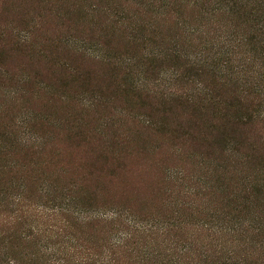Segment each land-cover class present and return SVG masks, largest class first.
<instances>
[{"label": "trees", "instance_id": "1", "mask_svg": "<svg viewBox=\"0 0 264 264\" xmlns=\"http://www.w3.org/2000/svg\"><path fill=\"white\" fill-rule=\"evenodd\" d=\"M18 3L8 0L11 10L0 14V86L33 92L37 82V89L50 90L61 102L86 96L84 103L96 107L120 99L141 121L142 149L160 138L178 141L184 164L199 172L180 167L166 178L194 186L187 197L201 195L199 187L208 195L205 208L188 201L182 206L179 199L175 207L189 215L197 226L193 234L205 242L200 263L264 264V0H29L33 8ZM17 12L30 17L27 27L39 28L34 37L43 33L40 43L19 44L8 31L19 20ZM17 45L28 57L39 52L38 60L58 67V86L38 80L49 71L10 74ZM112 87L115 97L107 96ZM104 153L98 159L107 163L99 172L114 179L124 159ZM101 185L93 181L90 204L104 191ZM176 213L159 227L169 237L186 222ZM190 240L168 248L174 255L180 251L178 258L197 257L203 250Z\"/></svg>", "mask_w": 264, "mask_h": 264}, {"label": "rangeland", "instance_id": "2", "mask_svg": "<svg viewBox=\"0 0 264 264\" xmlns=\"http://www.w3.org/2000/svg\"><path fill=\"white\" fill-rule=\"evenodd\" d=\"M18 1L23 8H33L29 0ZM7 3L0 0V14L11 10ZM40 10L37 5L35 13ZM19 15L8 31L15 32L19 44L40 43L43 33L34 37L39 28L27 27L30 17ZM50 26L52 22L45 28ZM15 49L17 54L7 65L10 74L18 78L49 71L38 80L58 86V67L38 60L39 52L28 57V52L21 53L22 46ZM116 94L112 87L107 96ZM57 97L37 89V82L33 92L9 89L8 83L0 86V264H203L205 242L193 234L197 226L189 215L175 207H186L188 201V206L205 208L210 204L208 195L199 187L201 195L187 197L194 195V186L190 189L166 178L168 173H179L180 167L194 176L199 173L190 171L191 163L184 164L179 142L160 138L156 146L142 149L137 137L141 121L123 109L120 99L96 107L84 103L86 96H74V103ZM104 152L124 159L117 180L99 172L107 163L98 159ZM94 180L104 191L90 204L86 195ZM63 204L70 210L56 206ZM176 211L186 222L169 237L159 227L177 216ZM190 239L203 250L200 255L196 252L197 257L178 258L180 251L174 255L169 249L174 243L185 247Z\"/></svg>", "mask_w": 264, "mask_h": 264}]
</instances>
